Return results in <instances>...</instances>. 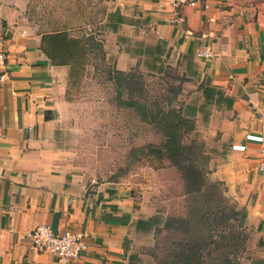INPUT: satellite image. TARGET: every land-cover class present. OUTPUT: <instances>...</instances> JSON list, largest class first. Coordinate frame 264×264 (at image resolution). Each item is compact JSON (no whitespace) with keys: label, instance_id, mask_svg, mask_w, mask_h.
<instances>
[{"label":"crops","instance_id":"0c3cea01","mask_svg":"<svg viewBox=\"0 0 264 264\" xmlns=\"http://www.w3.org/2000/svg\"><path fill=\"white\" fill-rule=\"evenodd\" d=\"M104 2L100 29L117 70L162 74L174 67L184 76L181 101L201 107L191 138L202 141L210 157L208 179L223 182L233 203L246 209L245 262L264 259V149L253 138L261 132L257 112L264 106V12L230 23L220 0H211L207 9L184 8L176 23L162 0ZM22 5L0 0V50L9 55V76L0 82V264H57L32 248L29 233L44 224L84 236L88 249L75 264H162L147 247L175 215L171 203L188 197L181 171L164 160L137 183H96L65 166L55 136L59 116L71 106L72 68L53 64L43 50L51 32L41 31ZM115 11L123 22L112 30L107 15ZM202 51L211 56L199 57ZM206 86L214 91L207 104ZM219 92L230 103L218 101ZM155 217L159 225L138 223Z\"/></svg>","mask_w":264,"mask_h":264},{"label":"rangeland","instance_id":"374dc122","mask_svg":"<svg viewBox=\"0 0 264 264\" xmlns=\"http://www.w3.org/2000/svg\"><path fill=\"white\" fill-rule=\"evenodd\" d=\"M22 9L23 14L35 21L41 31H66L71 38L80 41L82 50H86L70 64L73 74L70 77L67 98L71 101V106L59 116V129L55 136L65 166L96 183L118 182L122 179L137 183V179L149 174V168L160 169L157 167L160 161L147 153L150 146L160 147L165 137L147 122L140 111L126 106V101L131 98L129 90L126 89L128 84L117 80L114 72L116 68L107 59L103 32L100 29L107 12L104 0H23ZM218 9L231 18L230 23L237 20L246 22L264 12V0H220ZM135 70L144 76L140 84L137 82L134 86L140 87L144 81L148 96L140 97L135 94L133 98L145 102L150 109H153V100L164 103V99L171 97L176 102L185 97L184 76L177 68L169 67L162 74L145 73L138 68ZM173 87L175 93L170 92ZM160 138L164 139L161 144L149 143L159 142ZM191 139V135L184 137V144H190ZM169 176L175 178V175L166 172L165 177ZM180 179L184 180V177ZM218 191L213 195L212 190V196L206 194L197 201L191 200V196L175 199L170 206L175 215L171 217L190 218L191 207H206V198H215L218 195L221 200L219 208L229 217L222 220L221 212L217 213L219 228L225 230L229 237L228 242L240 233L242 242L240 239L235 242L237 245L242 243L243 248L229 254L226 253L231 251L228 246L217 251L211 247V255H217L221 251L231 257L239 256L240 264H249L245 262V257L249 255L248 242L251 233L236 227L234 219L230 217L233 216L231 208L235 204L224 188ZM167 193L170 196V190ZM175 194L177 195L176 191ZM174 224L179 225L178 222ZM205 233L206 229L200 227V234ZM186 237L179 229L163 228L156 232L147 252L162 264L166 261L170 263L173 260L171 254L177 252V248L180 249L186 243L191 244V239Z\"/></svg>","mask_w":264,"mask_h":264},{"label":"trees","instance_id":"16d2710c","mask_svg":"<svg viewBox=\"0 0 264 264\" xmlns=\"http://www.w3.org/2000/svg\"><path fill=\"white\" fill-rule=\"evenodd\" d=\"M107 16L109 22L106 23V26L112 30H117L123 22L121 13L115 11ZM82 49L83 46H80V41L71 38L68 32L63 30L51 32L43 37V50L53 64L70 65L71 62H74L76 56L84 54L86 50ZM114 72L117 74V80L120 83L128 84L126 89L129 90L131 98L126 101V106L134 107L137 111H140L147 122L156 127L158 132L165 137V141L160 147L150 146L148 149L147 155L154 156L160 161L157 167L163 168L164 160H169L175 165L182 172L188 197L191 196L193 201L200 200L206 194L212 196V190L213 195L218 193L220 188H224L226 191L223 182H211L207 178L210 172V157L206 153L204 143L197 138H192L188 145L183 142L184 137L196 133V116L201 111V107L179 100L175 102L173 98L167 97L163 100L164 103L159 100H153L151 104L153 109H150L145 102L133 98L135 94L140 97L148 96L147 90L145 91L146 84L144 81L140 87L134 86L137 82L140 84L144 75L138 73L135 69L128 72L115 69ZM170 92H176L174 87L171 88ZM203 93L206 98L205 104L214 98V91L210 86L204 87ZM224 99L230 103V100L225 98L222 92H219L218 101H224ZM218 197L217 195L215 198H206L204 204V206L207 205L206 207H191L190 218L168 217L166 219L164 229L171 227L183 231L191 239V244L186 243L180 249L177 248V252L174 251L171 254L173 260L170 263L169 261L163 262V264H240L239 256L234 255L231 257L221 251L217 255H211V247L217 251L224 246H228L231 251L226 253L229 254L236 253V251H240L243 248L242 243L237 245L235 242V240L240 239V233L238 235L233 234L235 236L228 242L229 237L225 234V230L219 228L217 213L221 212L222 220L229 217L220 210L219 204L221 200ZM231 210L233 216L230 215V217L234 219L236 227L243 229L247 216L246 209L238 208L235 205ZM159 222L156 217L138 221L139 224H145L149 227L159 225ZM176 222L179 223V228L174 224ZM200 227L206 229L205 234H200ZM195 235H197L196 239ZM252 264H264V259H253Z\"/></svg>","mask_w":264,"mask_h":264},{"label":"built area","instance_id":"2783aa9c","mask_svg":"<svg viewBox=\"0 0 264 264\" xmlns=\"http://www.w3.org/2000/svg\"><path fill=\"white\" fill-rule=\"evenodd\" d=\"M164 5L171 8L172 21L178 22L180 12L184 8L207 9L211 0H162ZM199 57H210L209 51L198 52ZM9 55L0 50V82H4L9 76L8 69ZM258 120L261 124V132L254 136L264 149V106L258 110ZM32 241V248L37 252L53 255L57 264H75L88 249V243L82 234L72 231L57 233L49 224L36 227L29 233Z\"/></svg>","mask_w":264,"mask_h":264}]
</instances>
